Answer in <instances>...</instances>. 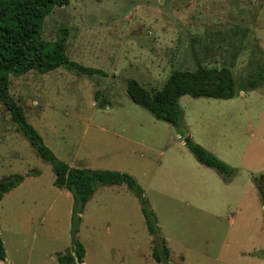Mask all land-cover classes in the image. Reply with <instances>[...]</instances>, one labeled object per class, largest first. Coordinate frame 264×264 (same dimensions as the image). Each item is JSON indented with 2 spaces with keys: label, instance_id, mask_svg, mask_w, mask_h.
I'll use <instances>...</instances> for the list:
<instances>
[{
  "label": "rangeland",
  "instance_id": "obj_1",
  "mask_svg": "<svg viewBox=\"0 0 264 264\" xmlns=\"http://www.w3.org/2000/svg\"><path fill=\"white\" fill-rule=\"evenodd\" d=\"M62 27L69 59L106 76L31 71L11 78L10 94L59 160L131 175L160 235L126 185L99 186L75 221L72 193L54 185L51 164L0 101V181L27 179L4 202L2 227L50 236L38 237L37 252L64 253L76 237L85 264H157L161 237L171 264H264V206L253 181L264 187V85L230 100L184 96L178 126L127 93L131 79L154 93L173 72L199 67L230 68L238 81L254 73L264 62V0H71L46 17L43 40L57 41ZM187 139L234 175L200 164Z\"/></svg>",
  "mask_w": 264,
  "mask_h": 264
},
{
  "label": "trees",
  "instance_id": "obj_2",
  "mask_svg": "<svg viewBox=\"0 0 264 264\" xmlns=\"http://www.w3.org/2000/svg\"><path fill=\"white\" fill-rule=\"evenodd\" d=\"M71 0H0V101L10 111L18 130L29 140L37 154L51 164L54 185L72 193L75 201L74 220L81 221V215L99 186L126 185L142 202V212L151 235H160L155 228L154 213L143 197L144 191L136 180L127 173L116 171H94L71 167L59 160L45 144L43 137L29 123L25 110L10 94L12 77H22L31 71L40 74L53 72L61 67L86 76H106L101 70L84 67L73 62L67 56L69 29L62 27L57 41L45 42L42 29L46 17L56 7H67ZM255 72L238 81L232 70L227 67H199L196 71H175L163 87L154 93L149 92L137 80L127 84V93L137 105L148 110L153 116L173 126H178L181 119L179 101L184 96L192 98H211L230 100L237 92L254 91L264 85V62L254 64ZM196 160L209 168L217 170L229 180L236 169L207 151L191 139L185 142ZM23 176H15L0 183V203L5 194L19 186ZM261 201L264 206V187L260 178L254 177ZM1 218V216H0ZM78 230L75 229V236ZM156 240V239H155ZM161 246L155 248L153 257L158 264H171L170 249L161 237ZM85 248L73 237L71 248L59 258L61 264H83ZM7 260L6 250L0 234V261Z\"/></svg>",
  "mask_w": 264,
  "mask_h": 264
},
{
  "label": "crops",
  "instance_id": "obj_3",
  "mask_svg": "<svg viewBox=\"0 0 264 264\" xmlns=\"http://www.w3.org/2000/svg\"><path fill=\"white\" fill-rule=\"evenodd\" d=\"M121 173H123V172H121ZM31 174L37 175V173H31ZM31 174L29 173V175H31ZM11 178H13V177H11ZM11 178H9V177L4 178L3 180L0 181V183L7 182ZM27 178H30V177L27 176ZM30 179H33V178H30ZM26 183H27V179L24 178L23 182L19 186H17L12 191H10L4 195V197L0 203V216H1V218H0V234H1V238L3 241L4 247H5V250H6V254H7V260L5 262L0 261V264H61L59 261L60 256L62 254H66L67 251L71 248V246L64 253L53 254L52 252L44 251L42 249L38 250V252H37L36 241L39 238H44V239L50 240L52 242V240H51L52 238L50 236H39V234H37V232L28 233V232L24 231L23 229L21 230L20 228H16V229L9 228L8 229V228L2 227V225H3V223H2L3 222L2 209H3L4 202L7 200V198H9L13 194H15V192H18V190L23 188V186H25ZM112 187H114V186H112ZM15 224H17V226H19V225L24 226L27 224V222L17 218L15 220ZM7 239L10 240V242H11L10 247H8V240ZM30 241L33 243L31 246L29 245ZM54 255H56V257H54ZM170 255L172 257V251L171 250H170ZM85 260H86V249H85V257H84L83 264L86 263Z\"/></svg>",
  "mask_w": 264,
  "mask_h": 264
}]
</instances>
